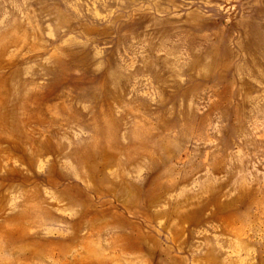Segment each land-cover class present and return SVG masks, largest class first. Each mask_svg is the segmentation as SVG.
<instances>
[{
	"label": "rangeland",
	"instance_id": "1",
	"mask_svg": "<svg viewBox=\"0 0 264 264\" xmlns=\"http://www.w3.org/2000/svg\"><path fill=\"white\" fill-rule=\"evenodd\" d=\"M0 264H264V0H0Z\"/></svg>",
	"mask_w": 264,
	"mask_h": 264
}]
</instances>
